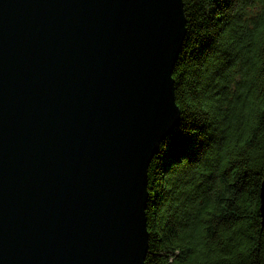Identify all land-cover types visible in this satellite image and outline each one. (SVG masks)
<instances>
[{
  "label": "water",
  "instance_id": "obj_1",
  "mask_svg": "<svg viewBox=\"0 0 264 264\" xmlns=\"http://www.w3.org/2000/svg\"><path fill=\"white\" fill-rule=\"evenodd\" d=\"M186 24L183 0H0V264H145Z\"/></svg>",
  "mask_w": 264,
  "mask_h": 264
},
{
  "label": "trees",
  "instance_id": "obj_2",
  "mask_svg": "<svg viewBox=\"0 0 264 264\" xmlns=\"http://www.w3.org/2000/svg\"><path fill=\"white\" fill-rule=\"evenodd\" d=\"M181 122L148 171L145 264H264V0H183Z\"/></svg>",
  "mask_w": 264,
  "mask_h": 264
}]
</instances>
